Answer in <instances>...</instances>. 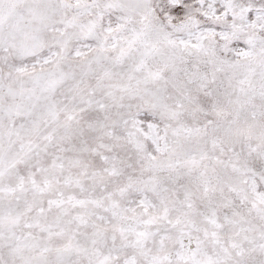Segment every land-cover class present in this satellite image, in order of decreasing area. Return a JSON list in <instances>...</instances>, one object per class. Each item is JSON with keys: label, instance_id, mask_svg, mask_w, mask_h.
<instances>
[{"label": "snow or ice", "instance_id": "snow-or-ice-1", "mask_svg": "<svg viewBox=\"0 0 264 264\" xmlns=\"http://www.w3.org/2000/svg\"><path fill=\"white\" fill-rule=\"evenodd\" d=\"M0 264H264V0H0Z\"/></svg>", "mask_w": 264, "mask_h": 264}]
</instances>
